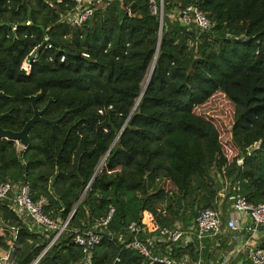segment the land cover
<instances>
[{
	"label": "trees",
	"instance_id": "trees-1",
	"mask_svg": "<svg viewBox=\"0 0 264 264\" xmlns=\"http://www.w3.org/2000/svg\"><path fill=\"white\" fill-rule=\"evenodd\" d=\"M190 4L211 29L180 22L179 10ZM97 6L73 26L64 21L73 0H0V114L10 111L1 127L20 130L32 115L27 97L40 91L39 109L51 98L45 118L65 112L55 126L35 123L24 149L0 140V180L27 182L48 217L67 221L54 239L56 231L37 229L0 201V250L12 264H32L53 239L35 264H81L74 235L109 207L92 264H148L126 247L129 223L144 225L149 214L151 236L187 228L199 209L221 199L225 211L237 194L264 202V0H163L162 24L148 0ZM45 41L52 48L23 68ZM219 94L216 119L197 111ZM185 252L199 255L173 245L175 257Z\"/></svg>",
	"mask_w": 264,
	"mask_h": 264
},
{
	"label": "built area",
	"instance_id": "built-area-1",
	"mask_svg": "<svg viewBox=\"0 0 264 264\" xmlns=\"http://www.w3.org/2000/svg\"><path fill=\"white\" fill-rule=\"evenodd\" d=\"M74 9L64 16V21L73 26H80L88 20L97 9L100 0H73ZM152 14L163 19V0H148ZM178 18L184 25L194 24L201 30H209L211 22L206 15L194 4L180 9ZM52 43L45 41V49H51ZM36 51V50H35ZM33 52L22 62L23 68H29L36 62L38 55ZM64 61V56L61 57ZM21 146V145H20ZM24 149L26 147L21 146ZM222 197V195H221ZM8 201L10 208L24 219L28 218L31 225L37 229L56 231V238L66 227L67 221L59 223L44 212L46 201H33L30 196V187L27 182L14 183L0 180V201ZM223 200L217 202L214 208H203L197 214L191 225L182 228L180 225L163 227L151 236L147 235L153 227L154 221L149 214L143 217L142 223L131 222L127 231L133 235L126 247L137 251L146 258L148 264H233L237 253L246 252L250 264H264V202L253 205L240 194L232 197V203L224 211L221 208ZM114 208L109 207L105 218L101 219L92 228L76 231L74 243L81 247L83 257L81 264H92V250L103 238L102 229L111 219ZM139 235L145 237L140 238ZM146 241L150 240L147 244ZM211 242L219 248V259L206 263L201 257L193 259L185 252L180 257L172 255L173 245L181 250L194 246L197 250L204 248L205 242ZM223 242L231 249L222 250ZM164 251H161V246Z\"/></svg>",
	"mask_w": 264,
	"mask_h": 264
},
{
	"label": "water",
	"instance_id": "water-1",
	"mask_svg": "<svg viewBox=\"0 0 264 264\" xmlns=\"http://www.w3.org/2000/svg\"><path fill=\"white\" fill-rule=\"evenodd\" d=\"M160 23L162 24V17L160 18ZM160 35H161V27H160V30H159V36ZM44 46H45V42H43V43H41L39 45V47L35 51L37 55L40 53V51L43 50ZM153 67H154V65H152V67H151L150 78H151V75H152V72H153ZM147 84L148 83H146L144 85L141 94L143 93V91H144L145 87L147 86ZM42 94L43 93L40 91V92H38V93H36L34 95H30V96L27 97V99L30 102L31 107H32V115L25 122L24 126L20 130L14 131V130H11V129H4L0 125V140L1 139H5V140H9V141L18 142L19 145H21L23 147H27L28 144L30 143V139H29L28 132H29L30 128H32L34 126L35 123H37V122H43V123L49 124L51 126H55L58 122H60L62 120V118L65 115V112L60 117H58L56 119H47V118H45L43 116L44 111L46 110L47 106L51 102V98H49L48 102L46 103V105L43 108L39 109L37 107V105H36V102L42 96ZM4 96H5V94L2 91H0V97H4ZM9 115H10V112L9 111H6L4 113H1L0 114V120L2 118L6 117V116H9ZM101 165H102V162L97 167V169H96V171H95V173H94L91 181L95 178V176L97 175V173L100 171ZM79 202L80 201L77 202V204H76V206H75V208H74L71 216L74 214V212H75V210H76ZM54 239L50 242V244L48 245V247L51 245V243L54 241ZM47 248L38 256V258L32 264H35L37 262V260L44 254V252L47 250Z\"/></svg>",
	"mask_w": 264,
	"mask_h": 264
},
{
	"label": "rangeland",
	"instance_id": "rangeland-1",
	"mask_svg": "<svg viewBox=\"0 0 264 264\" xmlns=\"http://www.w3.org/2000/svg\"><path fill=\"white\" fill-rule=\"evenodd\" d=\"M221 101H223V96L220 95V94L219 95H215L213 98H211L209 100V102L206 105L198 108L197 111L202 113L207 118H211L212 117V119L213 118L216 119L215 109H216V106H218ZM16 146H17L18 149L22 148L19 145L18 142H16ZM165 188L167 190H172L173 189L171 184H169L168 182L165 183ZM145 217H147V216H145ZM26 221H29V219L27 218ZM0 231H1V229H0ZM218 259H219V257L216 260H218ZM0 264H12V259H11L10 255H9V253H7V252H5L3 250H0Z\"/></svg>",
	"mask_w": 264,
	"mask_h": 264
},
{
	"label": "crops",
	"instance_id": "crops-1",
	"mask_svg": "<svg viewBox=\"0 0 264 264\" xmlns=\"http://www.w3.org/2000/svg\"><path fill=\"white\" fill-rule=\"evenodd\" d=\"M233 246H230L229 249H231ZM219 248H215L212 244V241L210 242H205L204 243V248L199 250V255L198 257L205 256L206 257V261L209 263V261H217L216 259L219 257ZM246 252L242 251L240 253H237V256L235 257V259L233 260V264H250L247 256H246ZM203 257V258H205ZM202 258V257H201ZM204 260V259H203ZM205 261V260H204ZM205 261V262H206ZM206 262V263H207ZM246 262V263H245Z\"/></svg>",
	"mask_w": 264,
	"mask_h": 264
},
{
	"label": "bare ground",
	"instance_id": "bare-ground-1",
	"mask_svg": "<svg viewBox=\"0 0 264 264\" xmlns=\"http://www.w3.org/2000/svg\"><path fill=\"white\" fill-rule=\"evenodd\" d=\"M150 74H151V68H150V70H149V72H148V74H147V76H146V78H145V81H144V83H143V86H144L146 83L149 82V80H150Z\"/></svg>",
	"mask_w": 264,
	"mask_h": 264
},
{
	"label": "flooded vegetation",
	"instance_id": "flooded-vegetation-1",
	"mask_svg": "<svg viewBox=\"0 0 264 264\" xmlns=\"http://www.w3.org/2000/svg\"><path fill=\"white\" fill-rule=\"evenodd\" d=\"M10 112V111H9Z\"/></svg>",
	"mask_w": 264,
	"mask_h": 264
}]
</instances>
